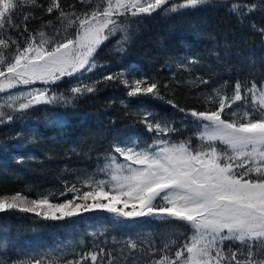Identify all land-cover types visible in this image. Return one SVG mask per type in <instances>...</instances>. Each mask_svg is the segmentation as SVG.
<instances>
[{
	"label": "trees",
	"instance_id": "trees-1",
	"mask_svg": "<svg viewBox=\"0 0 264 264\" xmlns=\"http://www.w3.org/2000/svg\"><path fill=\"white\" fill-rule=\"evenodd\" d=\"M232 2L228 0V4ZM235 2L238 12L246 15L238 18L222 0H208L196 9L130 17L125 22L130 39L122 51H117L116 43L121 31L97 49V66L88 73L87 80L96 91L75 97L69 91L74 84L68 77L47 86L49 95L73 96L69 103L58 99L14 111L6 106L9 94L45 85H20L0 93V112L12 116L11 122L6 115L0 117V196L19 193L28 200L47 196L50 202H62L71 196L60 195L65 188L80 186L93 176L106 179L97 171L104 166L105 158L113 154L122 162V157L112 152L114 144L129 137H142L151 143L154 134L140 122L145 109L161 121L174 119L178 131L169 134L171 139L178 142L191 138L195 149L200 144L199 133L204 130L182 120L178 108L211 111L218 107L215 98L209 99L213 89L231 95L238 80L242 85L255 80L257 87L264 80V33L259 31L264 29V0ZM36 3L41 7L20 0L13 25L0 29V39L8 41L6 48L0 47L6 59L14 55L16 44L24 46L29 34L37 40L41 30L54 40L73 34L79 21L72 13L79 16L103 8L106 0H60L61 8L69 14L62 20L56 19L55 10L47 13L51 0ZM245 4L250 11L243 7ZM119 20L125 21V17ZM190 60L196 62L189 65ZM121 73L129 84L141 78L156 82L162 98L129 97L122 79H103L107 74ZM21 102L25 101L16 103ZM231 110L226 108L225 112ZM215 143L225 147L219 141ZM82 215V219L69 223L67 219L46 221L34 213L17 210L0 213V260L5 264H91L90 259L82 257L97 254L96 264H155L164 257L175 259V250L192 234L181 221L145 222L144 218L140 223L114 224L110 214L99 210ZM131 244L135 247H129ZM230 244L233 251L241 247L238 242L225 241L226 255ZM237 258H242L240 253Z\"/></svg>",
	"mask_w": 264,
	"mask_h": 264
},
{
	"label": "snow or ice",
	"instance_id": "snow-or-ice-1",
	"mask_svg": "<svg viewBox=\"0 0 264 264\" xmlns=\"http://www.w3.org/2000/svg\"><path fill=\"white\" fill-rule=\"evenodd\" d=\"M207 2L106 0L103 8L79 16L72 13L79 21L76 31L60 40L47 38L42 30L38 33L39 40L29 34L22 48L16 44L11 58L6 59L0 52V93L37 82L45 87L9 94L6 106L14 111H24L34 104L53 103L58 99L69 103L73 96L96 91L87 80L90 79L88 73L97 66V49L121 31L122 36L116 43L117 51H122L130 39L125 23L130 17L196 9ZM30 3L41 7L36 0H30ZM222 3L238 18L247 14L238 12L239 5L235 0L231 4L228 0H222ZM19 5L20 0H0V29L13 25ZM243 7L248 8V5ZM54 10L58 20L69 15L61 8L60 0H51L46 7L48 14ZM120 16H124L125 21H120ZM27 18L25 15L24 19ZM259 31L264 33V29ZM7 46L8 41L0 39V47ZM195 62L190 60L188 63ZM65 77L74 84L69 89L73 96L49 95L47 86ZM103 79H122L128 86L129 97L162 98L160 86L156 82L149 83L147 78L136 79L131 84L122 73L107 74ZM95 82L99 83L98 80ZM200 82L207 83L206 80ZM213 98L218 107L199 112L178 108L168 101L183 113L182 120H189L204 130L199 133L200 144L195 149L191 146V138L178 142L171 139L169 134L178 131L174 119L161 121L145 109L140 122L145 124L148 133L154 134L150 137L151 143L142 137H129L114 144L112 152L118 153L122 162H118L113 154L105 158L104 166L97 171L104 173L106 179L93 176L80 186L65 188L60 195L71 193V196L62 202H50L47 196L28 200L19 193L3 195L0 196V213L17 210L34 213L46 221L67 219L69 223H75L83 218L82 214L99 210L110 214L114 224L140 223L144 218H147L145 222L181 221L191 228V236L175 250V259L164 257L155 264H264V80L259 87L255 80L244 85L238 80L231 95L213 89L209 99ZM18 100L25 102L17 105ZM236 102L242 103L233 108ZM226 108L232 110L226 113ZM242 108L246 110L241 112ZM5 115L11 122V114L0 112V117ZM216 141L225 147H218ZM225 241L238 242L241 247L233 251V245H228L226 255ZM129 247H135V244ZM237 253L241 259L237 258ZM83 259L96 264L97 254L90 257L85 254ZM0 264L5 262L0 260Z\"/></svg>",
	"mask_w": 264,
	"mask_h": 264
},
{
	"label": "rangeland",
	"instance_id": "rangeland-1",
	"mask_svg": "<svg viewBox=\"0 0 264 264\" xmlns=\"http://www.w3.org/2000/svg\"><path fill=\"white\" fill-rule=\"evenodd\" d=\"M37 83H39V82H37ZM207 123V122H206Z\"/></svg>",
	"mask_w": 264,
	"mask_h": 264
}]
</instances>
